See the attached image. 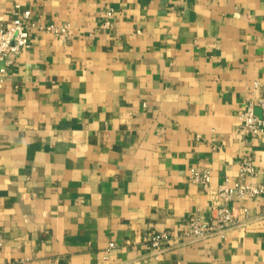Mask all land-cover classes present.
<instances>
[{
	"label": "crops",
	"instance_id": "1",
	"mask_svg": "<svg viewBox=\"0 0 264 264\" xmlns=\"http://www.w3.org/2000/svg\"><path fill=\"white\" fill-rule=\"evenodd\" d=\"M16 4L69 30L35 29L0 81V264H264L260 196L223 234L149 242L209 221L248 159L264 185L238 117L261 114L264 0H0L1 25Z\"/></svg>",
	"mask_w": 264,
	"mask_h": 264
},
{
	"label": "built area",
	"instance_id": "2",
	"mask_svg": "<svg viewBox=\"0 0 264 264\" xmlns=\"http://www.w3.org/2000/svg\"><path fill=\"white\" fill-rule=\"evenodd\" d=\"M113 9L107 12V18L103 27L112 26L111 16ZM32 11L16 4L14 7V17L12 24L3 26L0 24V81L3 82L8 75V70L14 61V57L20 54L24 49L30 47V39L35 29L46 30L55 34H66L69 25L49 23L41 25L34 21H29ZM258 105L261 107V114L254 110L253 103L239 114L241 126L247 134H264V94L259 98ZM253 162L248 159L244 161L241 167V179L235 182L225 181L218 184L215 189L222 201L221 205L214 209L209 221H202L198 218L184 220L181 224L182 231L159 230L149 236V242L158 251L165 249L168 242L178 237L192 240L207 238L214 234H223L227 229L238 223L237 215L230 203L235 198L262 197L263 203L260 214L264 216V185L250 183L242 178L255 173ZM190 181L199 184L204 189L212 188V176L208 168H194L190 173ZM4 236L0 232V246ZM114 246V243H111Z\"/></svg>",
	"mask_w": 264,
	"mask_h": 264
}]
</instances>
